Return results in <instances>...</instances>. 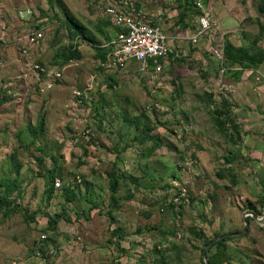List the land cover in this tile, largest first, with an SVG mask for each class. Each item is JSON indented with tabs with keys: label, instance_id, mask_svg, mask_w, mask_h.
Listing matches in <instances>:
<instances>
[{
	"label": "rangeland",
	"instance_id": "obj_1",
	"mask_svg": "<svg viewBox=\"0 0 264 264\" xmlns=\"http://www.w3.org/2000/svg\"><path fill=\"white\" fill-rule=\"evenodd\" d=\"M115 1L0 0L12 35L27 28L14 12L34 10L30 23L46 32L29 59L62 72L51 90L20 81V46L0 42V197L11 204H0V264H204L215 240L211 264H264V222L252 216H264V156L248 143L264 127L242 122L247 108L220 83L230 90L237 71L221 73L206 38L175 43L184 55L159 75L107 67L119 29L105 8ZM136 1L167 12L157 23L170 36L195 30L198 0ZM220 1L246 15L241 57L264 54L262 0ZM202 2L213 12L215 0ZM111 170L121 177L114 202Z\"/></svg>",
	"mask_w": 264,
	"mask_h": 264
},
{
	"label": "built area",
	"instance_id": "obj_2",
	"mask_svg": "<svg viewBox=\"0 0 264 264\" xmlns=\"http://www.w3.org/2000/svg\"><path fill=\"white\" fill-rule=\"evenodd\" d=\"M194 11L197 12V16L194 20L195 30L193 33L188 37L181 34L170 36L157 23V20L161 21L162 18L167 20L166 12L159 14L147 12L139 7L136 0H117L109 3L105 8V16L119 29V32L106 44L108 50L107 67L125 71L134 65L139 72L159 75L169 71L172 64L184 55L183 50L175 43L180 44L188 40L191 44L198 45L202 39L206 38L209 46L207 49L221 64V73L229 71L224 66L226 38L214 23L209 7L202 0H198L194 4ZM33 16L34 10L31 7L18 8L14 12L13 18L26 22L27 28L23 34L12 35V18L6 15L0 6V42L20 46L21 57L24 58L26 68L19 77L20 81L32 77L37 84L39 83L43 88L51 90L62 79V72L56 67H46L30 61V50L43 42L46 32L45 27L39 24L40 21L35 24L30 23L29 20ZM218 34L219 37L216 38L215 35ZM2 68H4V62L0 59V69ZM16 83L15 81L4 86L5 95H13L12 89ZM220 83L226 92L229 91L228 86L222 84L221 79ZM86 138L89 137L86 136ZM76 179L79 182V178ZM61 188V180L55 178L53 190L57 191ZM187 196V189L183 188L178 200H186ZM41 239L45 240L46 236L43 235ZM36 256L42 259L40 252H37ZM37 264H43V262L40 260Z\"/></svg>",
	"mask_w": 264,
	"mask_h": 264
},
{
	"label": "crops",
	"instance_id": "obj_3",
	"mask_svg": "<svg viewBox=\"0 0 264 264\" xmlns=\"http://www.w3.org/2000/svg\"><path fill=\"white\" fill-rule=\"evenodd\" d=\"M138 3V2H137ZM212 16L214 23L219 27L221 32L224 33L226 40L228 39V43L233 45L235 48L246 47L243 44V40H240L241 33H243L247 28H243V21L246 19V15L242 16L241 10H230L231 8H227L223 2L220 0L212 3ZM145 10V9H144ZM211 11V10H210ZM149 12V11H147ZM153 13V12H150ZM155 14V13H153ZM159 14V13H158ZM167 14V12H166ZM244 14V13H243ZM246 22V21H244ZM160 26L164 29L166 33L169 35V31L166 26ZM262 28V27H261ZM234 69L237 71L236 80H234L233 85H231L230 90L232 92V100L237 101V105L247 108V110H242L241 121L244 123L253 124L252 126H258V128L264 127V76L263 79L260 80V77L255 76L256 71L259 70L261 73H264V61L253 68H247L241 65L234 66ZM245 72H242V71ZM248 76V80H247ZM256 83V84H255ZM255 85V86H254ZM258 86V87H257ZM258 90L260 95L255 98L253 92ZM251 108V109H248ZM243 108V109H244ZM258 108V117H253L249 111H254ZM246 111V112H244ZM257 118V119H256ZM240 120V119H239ZM240 122V121H239ZM262 132H260L261 134ZM248 140L249 145L255 149L256 146H253L255 143H259V150H255V153L259 155L262 154L264 156V136L256 137L252 135Z\"/></svg>",
	"mask_w": 264,
	"mask_h": 264
},
{
	"label": "trees",
	"instance_id": "obj_4",
	"mask_svg": "<svg viewBox=\"0 0 264 264\" xmlns=\"http://www.w3.org/2000/svg\"><path fill=\"white\" fill-rule=\"evenodd\" d=\"M189 1L190 0H188V3H189ZM259 11L264 13V0H262V4L259 7ZM68 24H69V26L72 27L73 21L70 20V22H68ZM246 53L247 52H246L244 47L235 48L233 45L226 42L225 54H224V63H225L224 65H225V67L234 68V66H236V65L244 66L245 64H248L249 66H256V65L262 63V61H264V54H251L249 58L243 59V57H241V56L246 54ZM239 54H240V56H239ZM107 178L109 179V191L111 194L110 201L114 202L116 200V194L118 192L119 182L121 180V177L116 175L114 170H111L109 173H107ZM54 179L51 180L52 189H53ZM0 204L2 206H8V207H10V205H11L9 203V201L4 197H0ZM15 211L16 210H14V212ZM111 223H113L112 218H110V224ZM112 231L116 235L117 239L123 240L122 231L120 228H115V229L113 228ZM204 264H206V262Z\"/></svg>",
	"mask_w": 264,
	"mask_h": 264
},
{
	"label": "water",
	"instance_id": "obj_5",
	"mask_svg": "<svg viewBox=\"0 0 264 264\" xmlns=\"http://www.w3.org/2000/svg\"><path fill=\"white\" fill-rule=\"evenodd\" d=\"M252 216L255 218L256 221H258V222H264V216H263V218H258V217L255 216V215H252ZM220 239H222V238H220ZM215 242H216V240L213 241L211 244H209V246L212 245V244L215 243ZM209 246H207V247L204 249V252H203V257H204V260H205L206 264H211V263L208 261V259H207V249H208Z\"/></svg>",
	"mask_w": 264,
	"mask_h": 264
}]
</instances>
